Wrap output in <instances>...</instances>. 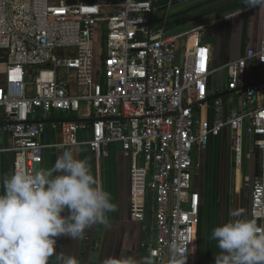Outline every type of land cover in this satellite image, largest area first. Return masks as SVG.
I'll list each match as a JSON object with an SVG mask.
<instances>
[{
	"label": "built area",
	"instance_id": "2783aa9c",
	"mask_svg": "<svg viewBox=\"0 0 264 264\" xmlns=\"http://www.w3.org/2000/svg\"><path fill=\"white\" fill-rule=\"evenodd\" d=\"M173 1L0 0V52L6 57L0 176L5 154L13 156V173L38 171L49 124L34 122L54 113L79 116L87 106L86 120L52 124L61 128L62 145L79 146L80 132L89 133L83 144L99 163L108 146L120 144L131 160L135 219H143L148 193L155 200L153 264H172L173 244L186 264H197L193 249L201 200L193 190V156L226 130L237 171L253 157L245 152L248 137L261 157L256 178L245 180L251 184V219L264 227V19L260 49L226 66L228 90L242 94L244 108L224 118L217 101L213 121H204L197 108L206 104L214 74L204 34L256 8L172 34L160 19L170 15ZM250 62L263 68L261 81L249 79ZM27 69L36 70L30 83Z\"/></svg>",
	"mask_w": 264,
	"mask_h": 264
},
{
	"label": "crops",
	"instance_id": "0c3cea01",
	"mask_svg": "<svg viewBox=\"0 0 264 264\" xmlns=\"http://www.w3.org/2000/svg\"><path fill=\"white\" fill-rule=\"evenodd\" d=\"M179 1L182 0H174ZM190 5L188 9L192 12L206 9V16H199L189 22L184 29L172 30L168 26L169 16L164 20L168 33H178L198 25L216 20L222 16L241 11L248 8L244 0H188L184 3ZM173 5V4H172ZM181 5V4H179ZM173 7V6H172ZM172 8L170 10L171 14ZM192 19V18H191ZM264 11L256 8L252 12L244 13L229 22H225L208 29L203 41L209 46L212 53V69L214 74L210 78L208 87V99L202 108H197V115L204 121L212 122L215 114L217 101H222V116L227 118L232 111H240L244 108L242 94L228 90V74L226 66L241 57L248 50H259L263 34ZM217 27V28H216ZM212 30V39H207L206 33ZM4 55L3 53H0ZM249 79L261 81L263 68L257 62H250L248 69ZM6 76V61L0 63V83L4 82ZM216 88H215V87ZM215 88V89H214ZM214 96H221L210 101ZM89 107L84 106L82 113L69 115L54 113L52 118L47 120L59 121L75 117L79 120H86ZM0 111V123L3 122ZM60 124V123H53ZM90 134L80 132L78 139L80 145L69 147L62 145L61 128H54L52 124L41 139L44 146L43 163L41 169L54 167L58 156L64 151H72L74 158L87 160L91 174L98 179L105 191L110 194V202L116 206V211L106 213L107 222L96 224L84 231L81 239L72 240L61 237L57 240L55 254L50 258L49 264H63L66 257L74 258L76 264H103L108 257L127 258L132 257L138 262L149 257L150 245L155 242V200L152 194L148 193L145 203L144 217L141 220L135 219L131 198V160L123 154L120 144H111L106 148L104 159L112 160L113 176H102L100 162L96 161L91 149L85 143ZM204 149H196L194 152L193 167V190L200 195V222L196 231V245L193 255L197 264H215L214 257L219 254L217 241L211 239L215 228L221 227L234 219L252 220L250 216V192L251 184L245 178L253 180L258 175L261 159L256 158L253 151L252 138L246 139L245 152L252 154L241 171H237L234 164V156L230 146L229 131H224L220 137L211 138ZM3 145L9 147L11 140L4 135ZM261 158V157H260ZM13 156L3 155V168L0 176V195L4 194L3 179L13 174ZM209 169L215 177L213 190H208L198 183L200 176H205ZM229 182V184H228ZM252 182V181H251ZM229 185V186H228ZM228 186V188H227ZM212 187V185H211ZM210 187V188H211ZM214 196V198H212ZM216 198V202H215ZM213 199V200H212ZM239 213V216H234ZM63 215V214H62Z\"/></svg>",
	"mask_w": 264,
	"mask_h": 264
},
{
	"label": "clouds",
	"instance_id": "9594fccd",
	"mask_svg": "<svg viewBox=\"0 0 264 264\" xmlns=\"http://www.w3.org/2000/svg\"><path fill=\"white\" fill-rule=\"evenodd\" d=\"M247 7L264 11V0H244ZM0 195V264H49L61 237L81 239L84 231L107 222L116 211L111 196L94 178L87 160L62 152L51 169H21L3 179ZM63 214V215H62ZM235 213L234 216H239ZM219 254L215 264H264V227L255 220L234 219L213 230ZM172 264L187 257L173 244ZM63 264H76L66 257ZM103 264H153L151 256L108 257Z\"/></svg>",
	"mask_w": 264,
	"mask_h": 264
},
{
	"label": "rangeland",
	"instance_id": "374dc122",
	"mask_svg": "<svg viewBox=\"0 0 264 264\" xmlns=\"http://www.w3.org/2000/svg\"><path fill=\"white\" fill-rule=\"evenodd\" d=\"M186 1H188V0H182V1H179L178 3H177V1H173L172 11H171V14H170L169 20H168V26L171 27L172 30L184 29L182 27H187L188 24H184V23L178 24V23L179 22H189V21L193 20V14H194L195 18H197L199 16H206V13L204 12V10H207V8L206 9H204V8L200 9L201 8L200 7L197 11L192 12V9L191 10L188 9V8H190L189 7L190 5L188 4V5H186L187 6L186 9H182L183 8L182 6L185 5L184 3ZM179 4H181V5H179ZM164 16H165V14H163L161 17H164ZM219 26H221V25H218V27ZM212 36H213L212 30H209L206 33L207 39L211 40ZM211 140H213V139H210V141ZM100 164H101V168H102V176H113L112 160H106L103 157L100 161ZM205 176H207V177L200 176L198 183L200 182V185H201V181H202L203 185L200 187H204V188L211 191L214 188L215 177L212 176L209 169H207ZM211 185H212V187H211ZM105 187H106V184H104V189H105ZM212 198H214V196H212ZM215 202H216V198H215Z\"/></svg>",
	"mask_w": 264,
	"mask_h": 264
},
{
	"label": "trees",
	"instance_id": "16d2710c",
	"mask_svg": "<svg viewBox=\"0 0 264 264\" xmlns=\"http://www.w3.org/2000/svg\"><path fill=\"white\" fill-rule=\"evenodd\" d=\"M99 51H100V53H99V56H100L99 59H101V55H102V52H103V35L100 36ZM0 53H2V52H0ZM5 61H6L5 55L0 54V63H4ZM35 76H36V70L35 69L34 70L27 69L26 70V81L28 83L32 82L34 80V77ZM5 80H6V76L4 78V82H5ZM4 82L0 83V85H2ZM70 119H76V118L75 117H72ZM255 155H256V158L261 159L260 158V155H258L257 153Z\"/></svg>",
	"mask_w": 264,
	"mask_h": 264
},
{
	"label": "water",
	"instance_id": "95a60500",
	"mask_svg": "<svg viewBox=\"0 0 264 264\" xmlns=\"http://www.w3.org/2000/svg\"><path fill=\"white\" fill-rule=\"evenodd\" d=\"M69 5H75L76 2L75 1H68ZM139 40H142V35L139 34ZM221 96H214L210 99V101L212 100H216L217 98H220ZM81 120L79 119H63V120H59V121H51V120H42V121H37L34 123H45V124H53V123H79Z\"/></svg>",
	"mask_w": 264,
	"mask_h": 264
},
{
	"label": "flooded vegetation",
	"instance_id": "af4514ba",
	"mask_svg": "<svg viewBox=\"0 0 264 264\" xmlns=\"http://www.w3.org/2000/svg\"><path fill=\"white\" fill-rule=\"evenodd\" d=\"M228 184H229V182H228ZM229 186V185H228ZM228 186H227V188H228Z\"/></svg>",
	"mask_w": 264,
	"mask_h": 264
},
{
	"label": "bare ground",
	"instance_id": "6f19581e",
	"mask_svg": "<svg viewBox=\"0 0 264 264\" xmlns=\"http://www.w3.org/2000/svg\"><path fill=\"white\" fill-rule=\"evenodd\" d=\"M15 75H16V74H15ZM15 75H14V76H15Z\"/></svg>",
	"mask_w": 264,
	"mask_h": 264
}]
</instances>
